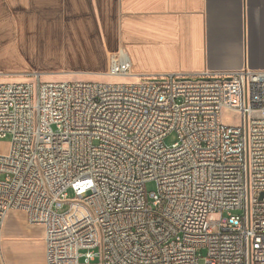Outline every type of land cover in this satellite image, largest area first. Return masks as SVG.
Masks as SVG:
<instances>
[{
  "label": "built area",
  "instance_id": "2783aa9c",
  "mask_svg": "<svg viewBox=\"0 0 264 264\" xmlns=\"http://www.w3.org/2000/svg\"><path fill=\"white\" fill-rule=\"evenodd\" d=\"M130 68L119 49L105 74ZM4 138L0 239L22 212L45 264H264L263 70L0 83Z\"/></svg>",
  "mask_w": 264,
  "mask_h": 264
},
{
  "label": "crops",
  "instance_id": "0c3cea01",
  "mask_svg": "<svg viewBox=\"0 0 264 264\" xmlns=\"http://www.w3.org/2000/svg\"><path fill=\"white\" fill-rule=\"evenodd\" d=\"M119 49L131 81L264 71V0H0V77H108V55ZM26 225L43 241V227ZM44 253L43 241L41 264Z\"/></svg>",
  "mask_w": 264,
  "mask_h": 264
},
{
  "label": "rangeland",
  "instance_id": "374dc122",
  "mask_svg": "<svg viewBox=\"0 0 264 264\" xmlns=\"http://www.w3.org/2000/svg\"><path fill=\"white\" fill-rule=\"evenodd\" d=\"M41 81H82V82H96V83H132L130 78L122 77H97V78H88L84 76H72V77H60L55 75H44L40 76ZM134 81V80H133ZM17 82L15 80L6 79L0 77V83H13ZM223 121L226 123H238L239 115L237 112L231 110H224L222 113ZM177 136L175 133H171L164 138L166 145H170L175 142ZM8 138L0 139V151L6 152L8 149ZM146 191L151 192L156 189L154 182H147L145 185ZM71 191L68 192L67 200L72 198ZM68 208L67 204H63L61 210L65 211ZM21 219H19L15 214H9L5 218V222L2 228V237L0 239V264H41L42 250H43V241H42V231L40 228L35 227L39 233V237L36 241H33L35 238L34 234H30L26 228L28 227L24 221V215L22 212ZM22 220V223L20 222ZM14 248L17 252L15 257H10L8 255V250ZM200 255L203 257L205 255V250H199ZM79 264L83 263L82 259L79 261ZM91 264H99L98 261H95ZM200 264H203L202 259H200Z\"/></svg>",
  "mask_w": 264,
  "mask_h": 264
},
{
  "label": "water",
  "instance_id": "95a60500",
  "mask_svg": "<svg viewBox=\"0 0 264 264\" xmlns=\"http://www.w3.org/2000/svg\"><path fill=\"white\" fill-rule=\"evenodd\" d=\"M264 195V193H261V196H263Z\"/></svg>",
  "mask_w": 264,
  "mask_h": 264
}]
</instances>
